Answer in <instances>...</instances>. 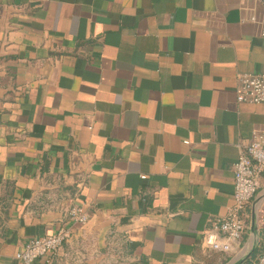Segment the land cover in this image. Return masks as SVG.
Returning a JSON list of instances; mask_svg holds the SVG:
<instances>
[{"label": "crops", "instance_id": "1", "mask_svg": "<svg viewBox=\"0 0 264 264\" xmlns=\"http://www.w3.org/2000/svg\"><path fill=\"white\" fill-rule=\"evenodd\" d=\"M254 0H0V264L69 228L32 264H253L264 173L228 252L201 232L232 205L233 164L264 104ZM144 177V178H142ZM79 205L88 222L62 209Z\"/></svg>", "mask_w": 264, "mask_h": 264}, {"label": "built area", "instance_id": "2", "mask_svg": "<svg viewBox=\"0 0 264 264\" xmlns=\"http://www.w3.org/2000/svg\"><path fill=\"white\" fill-rule=\"evenodd\" d=\"M262 8L261 18H249L257 22L260 36L264 38V0H254ZM235 95L239 103L264 104V70L258 74L236 73ZM232 205L222 217L211 221L210 226L201 232V246L208 251L228 252L233 241L241 238L245 228L246 209L254 199L259 181L264 173V130L252 131L247 145L233 164ZM144 178V177H142ZM64 216L75 225L83 226L89 220V214L79 205L62 209ZM253 223L263 229L262 253L253 264H264V206L255 208ZM71 231L62 227L53 234L27 240L14 259L20 264H32L45 257L55 255L69 240Z\"/></svg>", "mask_w": 264, "mask_h": 264}, {"label": "water", "instance_id": "3", "mask_svg": "<svg viewBox=\"0 0 264 264\" xmlns=\"http://www.w3.org/2000/svg\"><path fill=\"white\" fill-rule=\"evenodd\" d=\"M254 224V223H253Z\"/></svg>", "mask_w": 264, "mask_h": 264}]
</instances>
